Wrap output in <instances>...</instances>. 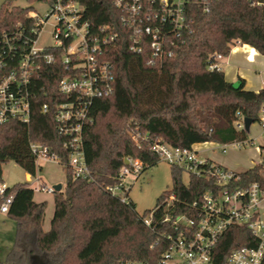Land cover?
Returning <instances> with one entry per match:
<instances>
[{"label":"trees","instance_id":"obj_1","mask_svg":"<svg viewBox=\"0 0 264 264\" xmlns=\"http://www.w3.org/2000/svg\"><path fill=\"white\" fill-rule=\"evenodd\" d=\"M83 9L92 30L106 27L118 34L105 57L112 65L114 92L95 99L83 126V152L91 180L75 179L68 169L69 151L58 133L55 105L61 101L57 83L66 69L57 59L41 65L33 79L29 123L16 120L0 124L1 166L9 161L35 176L36 158L30 143L48 147L60 158L66 172L64 189L54 192L50 228H42L46 202L36 203L27 184L8 187L12 202L6 217L15 224L14 240L0 264H114L122 260L156 264L172 231L166 215L191 214L192 203L214 189L210 177L189 175L171 167V188L161 194L152 210L138 215L129 200L121 202L108 188L122 183L125 158L137 159L142 171L157 164L151 146L162 142L189 149L196 144H227L248 140L249 132L236 130L238 116L257 123L264 103L258 92L238 89L225 80L223 71H209L208 58L226 56L234 43L247 45L264 56V0H199L189 6L190 32L174 46V54L160 64H148L149 54L129 51V32L119 23L113 0H73ZM28 8L0 7V33L19 24L28 29ZM48 105L46 113L41 106ZM263 149V148H262ZM141 171V172H142ZM236 186L257 183L264 190V157L250 169L238 172ZM174 198L165 210L166 200ZM128 197V195H127ZM1 201V198H0ZM151 215V226L143 218ZM245 227L229 228L216 242L210 264H225L231 250L253 246Z\"/></svg>","mask_w":264,"mask_h":264},{"label":"built area","instance_id":"obj_2","mask_svg":"<svg viewBox=\"0 0 264 264\" xmlns=\"http://www.w3.org/2000/svg\"><path fill=\"white\" fill-rule=\"evenodd\" d=\"M47 9L43 14L29 11L28 29L21 24L13 30L0 33V124L16 120L29 123L33 79L41 65H53L57 59L65 67V75L57 83L55 122L58 133L64 137L63 146L69 151L68 169L75 179L91 180L83 152V126L89 119V110L95 99L110 97L114 92L112 65L105 57L107 47L114 46L118 34L106 27L92 30L84 19L82 7L73 0H42ZM199 0H113L119 12L121 27L129 32V51L148 52V64H160L174 54V46L190 32L189 6ZM264 7V1L260 4ZM52 21L50 33L53 43L37 47L44 26ZM223 55L215 53L208 58L209 71H221ZM48 105L41 106L46 113ZM236 130L244 129V119L234 121ZM257 125L264 139V103L258 112ZM246 141L218 144L215 149L226 153L228 149H243ZM36 160L60 164V158L48 147L30 143ZM151 151L159 160L182 170L183 174L210 177L214 189L204 193L192 203L191 214L166 215L172 231L164 236L168 245L156 264H210L213 247L231 227H245L252 237L253 246L230 251L225 264H264V214L261 203L264 190L257 183L236 186L238 172L225 168L209 159H199L197 152L155 142ZM261 159L264 148L260 150ZM120 177L138 176L142 164L137 159L125 158ZM108 188V192L121 202L128 200L123 184ZM8 186L0 183V214L6 215L12 202L5 196ZM36 192L53 194L51 186L42 185ZM174 198L165 202V210L172 207ZM152 216L143 218L151 226ZM114 264H150L143 261L122 260Z\"/></svg>","mask_w":264,"mask_h":264},{"label":"rangeland","instance_id":"obj_3","mask_svg":"<svg viewBox=\"0 0 264 264\" xmlns=\"http://www.w3.org/2000/svg\"><path fill=\"white\" fill-rule=\"evenodd\" d=\"M8 2L11 6L28 8L29 11H36L43 14L47 6L42 0H0V7ZM52 21H49L41 31L38 38L37 47H44L52 44L51 33ZM248 59V50L244 47ZM253 55V54H252ZM249 61V60H248ZM249 68L262 75L264 72V56H259L256 63L249 65ZM249 138H254L255 146H264V139L260 135L256 123L251 124ZM199 159L211 158L235 172H243L249 169L254 163L260 162L256 157L252 145L247 144L243 149H228L222 153L215 149L212 143L203 145L199 150ZM1 181L8 187L17 183L27 184L34 191L33 200L36 203L46 202L42 228L46 232L50 228V221L54 213L53 195L44 192H36L42 185L51 186L60 184L62 190L65 187L66 172L58 163L36 160V174L31 176L12 161L1 166ZM182 180L187 183L188 175L183 174ZM123 186L128 191V198L134 204L138 215H142L145 210H152L155 207L157 198L171 188V167L164 160H159L156 165L143 170L138 176L127 175L123 179ZM264 216V215H263ZM15 224L6 215L0 214V260H3L11 248L14 240Z\"/></svg>","mask_w":264,"mask_h":264},{"label":"crops","instance_id":"obj_4","mask_svg":"<svg viewBox=\"0 0 264 264\" xmlns=\"http://www.w3.org/2000/svg\"><path fill=\"white\" fill-rule=\"evenodd\" d=\"M244 47H246L248 52H249L248 59H247V55L244 56V54H243L246 52ZM259 56H261V55L258 54L253 48H251L247 45H240L239 43H234V45H232L230 47L229 53L226 56H223V58L220 61V66H221V69L224 73L225 80L228 83H234V82H238L239 79H241L244 82V90L258 92L260 89H262L264 87V72L262 73V75L257 74L255 70L249 68L248 66L255 64L256 59L259 58ZM256 125H257V123H256ZM250 127H251V125H250ZM257 127H258V125H257ZM258 129H259V127H258ZM248 132H249V130H248ZM248 138H249V134H248ZM249 139L251 140L252 146L255 150L256 157L260 158L259 160L261 162L260 150L262 148H264V146H255L254 145L255 139L254 138H252V139L249 138ZM206 144L207 143L196 144V145H193L192 148L199 155V150L201 149V147L203 145H206ZM212 145L215 148V146L218 144L212 143ZM206 159H209V160L227 168L226 166L222 165L221 163L216 162L215 160H213L211 158L207 157ZM252 164L253 165L250 168H252L253 166L256 165L254 163H252ZM261 212H262V214H264V198H263L262 203H261Z\"/></svg>","mask_w":264,"mask_h":264},{"label":"water","instance_id":"obj_5","mask_svg":"<svg viewBox=\"0 0 264 264\" xmlns=\"http://www.w3.org/2000/svg\"><path fill=\"white\" fill-rule=\"evenodd\" d=\"M239 86H240V83H239V82H234V83H232V87H233L234 89H238ZM251 123H252V121H251L250 119H248V118H244V129H245L246 131L249 130ZM124 164H126V161H124ZM53 189H54V192H59V191H61L62 186H61L60 184H58V185H54V186H53Z\"/></svg>","mask_w":264,"mask_h":264}]
</instances>
